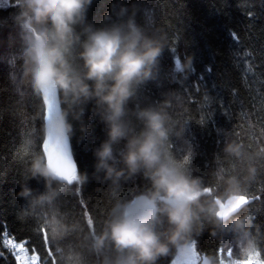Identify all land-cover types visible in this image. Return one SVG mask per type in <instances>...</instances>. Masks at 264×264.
<instances>
[{"label": "clouds", "instance_id": "9594fccd", "mask_svg": "<svg viewBox=\"0 0 264 264\" xmlns=\"http://www.w3.org/2000/svg\"><path fill=\"white\" fill-rule=\"evenodd\" d=\"M92 4L16 0L11 22L21 40L20 81L42 100V139L51 134L50 144H66L70 153L71 138L79 132L78 142L86 140L93 120L103 133L91 149L92 172L76 166L71 180L49 166L46 154L26 146L17 220L46 227L63 264H86L85 252L94 264H159L165 257L172 258L171 264H188L194 241L205 230L222 243L225 237L235 242L236 254L201 252L197 264L264 262L259 243L264 229L248 207V188L258 175L254 161L264 157V146L249 152L243 143L226 139L221 151L237 169L215 170L213 186L192 175L166 147L188 131V122L175 120L169 110L181 99L179 93L169 89L156 103L136 102L143 87L158 84L166 33L139 23L134 3L115 0L99 23L88 17ZM172 71L187 79L194 72L192 55L185 54L179 66L174 60ZM46 90L56 100L51 114ZM136 177L146 181L144 188L114 201L98 228L60 208L74 186L93 180L115 190ZM33 180L42 187L34 188Z\"/></svg>", "mask_w": 264, "mask_h": 264}, {"label": "trees", "instance_id": "16d2710c", "mask_svg": "<svg viewBox=\"0 0 264 264\" xmlns=\"http://www.w3.org/2000/svg\"><path fill=\"white\" fill-rule=\"evenodd\" d=\"M114 2L93 0L89 19L99 23ZM120 2L136 4L139 7L137 21L148 28L160 27L167 35V47L160 61L159 86L149 83L143 87L136 102L141 105L156 103L169 89L179 93L181 99L174 102L169 110L175 120L188 122V131L181 139H170L167 150L192 175L213 186L215 170L233 172L237 169V164L226 160L221 151L226 139L243 143L249 152L264 146V0ZM15 11L16 0H3L0 7V53L10 44L11 32L15 31L11 22ZM230 32L235 34V42ZM185 54L192 55L194 64V72L187 79L178 78L172 71L173 61L183 60ZM13 70L20 76L21 65L13 67ZM6 105L17 113L19 139L24 149L22 160L26 161L28 150L42 153V100L33 97L28 85L19 81L17 100ZM88 115L90 113L86 114V120ZM89 127L92 131L86 140L79 143L77 132L70 144L78 169L91 173V149L103 138V133L102 126L95 120ZM8 151L17 163V154L10 143ZM7 163L13 172L9 178H4L0 159V232L6 231L14 241L26 242L31 252L35 247L41 254L30 223L21 224L16 218L17 209L23 203L16 195L23 165L16 164L13 168L10 160ZM254 163L258 175L248 188V207L254 223L264 229V157L257 158ZM31 184L37 189L42 187V182L38 184L35 180ZM145 185L146 181L136 177L115 190H109L107 185L90 180L82 187L74 186L63 196L60 208L70 217L82 220L87 219L84 216L87 210L94 219V228H98L114 201L131 197ZM87 228L85 225V230ZM196 242L198 254L231 246L227 237L222 243L211 237L207 230ZM41 257L44 258L42 254ZM171 259L162 258L159 264H171ZM0 264H13L1 235Z\"/></svg>", "mask_w": 264, "mask_h": 264}, {"label": "rangeland", "instance_id": "374dc122", "mask_svg": "<svg viewBox=\"0 0 264 264\" xmlns=\"http://www.w3.org/2000/svg\"><path fill=\"white\" fill-rule=\"evenodd\" d=\"M19 42H20V37L17 31L16 30L12 31L10 44L6 48H4L3 51L0 53V100L5 102V103L0 102V132H1L0 159L3 162L2 168H3L4 178H9L10 174L13 172L10 166L8 165L7 160L11 161L13 168H15L16 164L23 165L25 162L24 160H22V154L24 149L19 139V125L16 119L17 113L16 111L12 110L8 105H6V103H12L17 100L18 84L20 81V76L16 74V72L13 70V67L22 64L21 60L19 59V52L21 49V44H19ZM9 143L17 154V163L14 162L11 156L9 155V151H8ZM29 223L35 233L38 248L40 249L41 254L45 258L47 256V248L43 243V239L37 236L36 227H34L31 222ZM0 235L3 243L5 240L12 239L4 230H1ZM16 243H21V242H16ZM4 246L8 250V256L11 259L12 263L16 264L12 250L9 247H7L5 244ZM50 247L54 253L59 251L57 246L51 240H50ZM28 251L29 254H31V251L29 249ZM85 254H86V264H94L93 257L86 252ZM55 259L57 261H61V256L56 255Z\"/></svg>", "mask_w": 264, "mask_h": 264}, {"label": "snow or ice", "instance_id": "6c2138e0", "mask_svg": "<svg viewBox=\"0 0 264 264\" xmlns=\"http://www.w3.org/2000/svg\"><path fill=\"white\" fill-rule=\"evenodd\" d=\"M3 6V0H0V7ZM230 36L235 42L236 37L234 33L230 32ZM177 66H179L180 59H177ZM208 71H211L209 68ZM202 79V78H201ZM44 103L47 105L48 113L51 114L57 108L56 100L54 95H51L45 92ZM51 134L49 140H43L42 149L43 153L47 155L49 166L52 167L55 171H57L60 175L67 177L71 180L74 176L76 164L72 163V155L67 151V145H56L55 147L50 144ZM28 144L31 141L27 142ZM27 146V145H26ZM25 146V147H26ZM244 202L243 198L240 201ZM84 216L87 218L88 225L92 226L94 224V219L89 215L88 211H84ZM36 234L39 238L43 239V243L47 248V256L45 258L41 257V254L33 247L31 254L27 247L25 246L26 242L16 243L12 239H8L4 241V244L12 250L14 255L16 264H57V260L55 256L58 255V252L54 253L50 247V237L46 227L43 225L38 226L36 228ZM196 241H194V252L193 258L188 264H197L199 255L196 251ZM261 252L264 253V237H261L259 240ZM226 251L229 257H232L236 254V245L235 242H231V246H225L224 248L219 249L220 254L223 256ZM60 264H63V258L61 257ZM172 264H177L176 261H173ZM221 264H224L223 260ZM233 264H237V262H233ZM257 264H264V262H257Z\"/></svg>", "mask_w": 264, "mask_h": 264}, {"label": "water", "instance_id": "95a60500", "mask_svg": "<svg viewBox=\"0 0 264 264\" xmlns=\"http://www.w3.org/2000/svg\"><path fill=\"white\" fill-rule=\"evenodd\" d=\"M42 142H43V140H42ZM41 148H42V144H41ZM69 151H70V154L72 155V160H73L74 164H76L75 158H74V156L72 154L71 144H69ZM42 152H43V149H42Z\"/></svg>", "mask_w": 264, "mask_h": 264}]
</instances>
